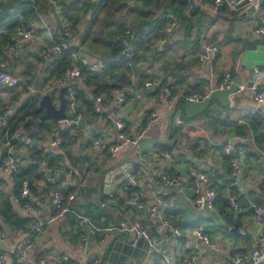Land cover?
<instances>
[{"label": "crops", "instance_id": "0c3cea01", "mask_svg": "<svg viewBox=\"0 0 264 264\" xmlns=\"http://www.w3.org/2000/svg\"><path fill=\"white\" fill-rule=\"evenodd\" d=\"M84 1L98 0H80L77 5ZM184 1L180 15L174 12L177 22L169 36L165 38L162 33L160 38H155L158 31L150 28L144 34V40L150 39V45L140 47L132 65L119 70L121 74L114 73L116 82L120 78L118 86L126 84L131 89L120 108L114 107L110 92H101L102 113L89 109L75 95L68 98L67 92L64 119L46 116L43 107L37 105L40 94L50 93L56 98L62 86L60 78L50 77L53 59L44 58L40 49L65 26L72 29V46L82 57L81 62L102 69L101 47L94 50L79 42L90 18V9L75 28L63 15L61 2L47 0L45 9L36 11L25 26L11 34V41L3 40L0 35V60L5 62L4 69L25 80V84H0V104L14 101L13 116L29 109L26 103L32 99L36 102L33 107L37 108L12 126L13 131L30 136L33 144L24 146L13 142L10 146L20 172L25 175L26 171H32L30 182L16 180L18 169L11 173L3 168L5 145L0 140V230L8 264H32L42 252L54 251L66 252L69 264H82L94 255L101 256V264H231L235 251L255 246V235L264 230V211L257 224L252 210L253 204L264 208L261 186L264 114L246 115L239 120L238 111L253 101L250 83L264 86V39L253 32V26L264 18V0L258 11L250 14L232 11L225 17L216 14L212 0ZM158 2L157 6L136 2L130 12L119 16L120 23L128 24L129 37L136 31V23H132L134 10H155V17L163 18L161 4L165 0ZM17 19L22 16L18 15ZM203 26H207L208 34L219 46L217 57L205 63L197 59L194 49ZM21 28L30 29L35 36L24 40ZM3 31L0 28V34ZM11 46L18 49L17 55L11 53ZM225 70L230 71L232 89L216 90L208 100L180 99L170 108L158 96L155 84L165 85L175 94L203 90L215 86ZM145 80L153 84L145 86ZM76 84L85 91V97L93 98L92 87L83 82ZM152 112L157 114L156 119L134 145L129 138L146 126ZM178 116L185 125H174ZM117 117L124 121L123 132L128 138L117 139L114 122ZM70 128L77 129L78 134L71 137ZM56 134L65 136L58 147L50 144ZM226 139L242 161V170L236 178L230 176L228 156L218 144ZM116 142L118 147L111 154L108 148ZM159 151L169 155L154 154ZM127 163L134 164L141 182L138 188L141 208L129 205L126 200ZM189 167H200L211 179L218 194L213 209L196 208ZM42 170L60 177L56 186L74 212L67 211L51 219L49 185L42 178ZM167 174L177 176L174 184L160 182V175ZM22 185L28 187L29 196L36 202L35 215L22 210ZM228 193L237 194L243 211L227 205ZM159 200L167 202L165 217L178 234L148 219L149 206ZM77 214L87 217V221L80 220ZM36 216L47 220L45 229L27 258L17 261L15 244L31 233ZM133 221L148 224L158 242V252L148 255L143 238L126 239L122 227ZM193 227L205 233L208 242L192 235Z\"/></svg>", "mask_w": 264, "mask_h": 264}, {"label": "built area", "instance_id": "2783aa9c", "mask_svg": "<svg viewBox=\"0 0 264 264\" xmlns=\"http://www.w3.org/2000/svg\"><path fill=\"white\" fill-rule=\"evenodd\" d=\"M263 0H212V6L219 17H225L230 15V12L234 11L237 14L245 13V10L252 6L254 11H258ZM253 11V12H254ZM163 19H165V24L163 26V36L166 38L173 31L177 17L173 10L166 9L163 11ZM207 26H203L195 43L194 49L197 59L201 63H205L217 57L219 54V46L216 42L212 40L210 35L207 32ZM253 32L257 35H260L264 39V18H260L253 26ZM20 35L24 40L32 38L34 33L27 28L20 29ZM72 29L70 26H65L62 30L56 32L49 40L48 43H44L41 46L40 53L44 58L47 59H57L61 58L63 54L70 50L72 47ZM11 53L13 55L18 54V49L14 46H11ZM134 53V49L125 46L124 49L120 52L122 58L127 60V64L132 65L131 57ZM77 54V53H73ZM76 59H82L81 56L75 55ZM5 62L0 60V84L8 83L11 85L25 84V80L19 76L13 75L4 69L3 65ZM88 68L93 72H99L101 69L94 65L89 64ZM85 76L80 73L79 68L76 66V60L72 62L64 70L60 82L62 85L67 86V97L73 98L74 89L73 85L78 82L85 83ZM145 86L153 84L150 80H145ZM158 96L163 99L168 107H174L178 100L183 99L185 101L198 102L203 100H208L214 91L216 90H231L232 88V77L229 70H225L215 86H209L203 90L191 89L190 91L175 94L165 85H158ZM251 96L252 103L243 106L239 112V120L241 117L246 115H261L264 114V86H259L257 83L252 82L248 86ZM131 87L129 85H123L113 88L110 91V94L114 98V107L120 108L127 100ZM31 91H34L31 90ZM101 95L98 94L92 99L93 111L96 113H102V108L99 104ZM15 102L7 101L0 104V140H2L4 147L3 157H2V166L5 170H8L11 173H15L18 169L17 160L14 155L11 153V144L13 142L21 143L24 146H31L33 144V139L17 131L10 132V119L14 115ZM157 114L152 112L150 117L147 120L146 126L140 129L134 136L129 138L130 142L136 145L141 137L144 136L146 127L156 119ZM116 130H117V139L128 138L125 136L123 130L125 127L124 121L117 117L114 119ZM175 126H183L184 121L178 116L174 121ZM78 134L77 129L70 128L69 135L74 137ZM63 142L61 135L56 134L51 140L50 144L53 146H59ZM118 142L109 146V151L111 154L117 149ZM218 144L221 145L223 153L228 156L229 163V173L230 176L236 178L242 170V161L240 158L235 155L233 148L231 147L230 140L226 139L220 141ZM154 154H161L163 156H168V152L159 151ZM42 178L49 185L48 189V198L51 205L52 216L51 219H55L67 211H73L67 203L65 196L56 186L59 181V176L48 173L45 170H42ZM191 178V190L193 195V202L197 209H213L215 199L217 197V191L212 185L211 179L200 167H189L187 170ZM125 180L128 188L127 202L129 205L135 208L142 207L141 195L138 190L141 182L135 174V166L133 163H127L125 172ZM177 176L174 175H160V182L165 185H172L176 181ZM261 186L264 192V170L261 174ZM21 197L23 198L22 210L28 212L32 215L36 213V202L33 198L29 196V189L27 186H22L20 191ZM113 191L109 192V195H112ZM69 199L72 198V195L68 196ZM226 202L230 208H234L239 212L243 211V208L240 207L238 203L237 194L228 193L226 195ZM168 204L166 201L159 200L156 203L152 204L148 208V219H154L161 226L168 228L169 230L178 234V230L175 229L170 221L165 217V210ZM253 210V219L255 223L260 224V217L264 208L261 205H252ZM77 217L82 221H87V217L77 214ZM46 219H43L39 216L35 217V220L31 227V233L21 239H19L15 244L14 256L17 261L25 260L34 246L36 239L43 233L45 229ZM122 230L127 234L126 239L128 241H133L136 238H143L146 244L147 254H152L159 251L158 242L156 238L151 235L148 224L146 222L133 221L122 227ZM190 233L202 239L205 242H208V236L203 233L199 228L193 227L190 229ZM245 231L242 230L241 234H244ZM4 235L0 230V264H8L7 255L4 250ZM255 246L247 250L235 251L232 256L231 264H261L264 260V230H259L255 235ZM213 246L212 243H210ZM69 255L66 252L54 251V252H42L37 256L32 264H69ZM101 256H91L82 264H101Z\"/></svg>", "mask_w": 264, "mask_h": 264}, {"label": "trees", "instance_id": "16d2710c", "mask_svg": "<svg viewBox=\"0 0 264 264\" xmlns=\"http://www.w3.org/2000/svg\"><path fill=\"white\" fill-rule=\"evenodd\" d=\"M57 1L61 2L63 15L70 21L72 27L75 28L79 27L81 20L90 9V18L80 36L79 42L81 44H86L94 50L101 47L104 63L99 72H93L88 68V65L82 63L80 59H76L75 55L77 54H73L76 53V49L72 46L61 58L53 59V68L50 77L55 79L61 78L66 67L76 60V66L79 68L80 73L86 78L85 85L92 87L91 94L93 98L101 92L109 93L113 88L118 87L120 78L118 82H116L114 73L117 71L119 73L124 67L129 66L127 60L120 55V52L126 45L129 47L132 46L134 49V53L131 57L133 63V60L137 58L138 49L142 46L147 47L151 43L150 39L148 41L144 40V34H146L150 28L153 29V31H158L155 38H160L163 33L165 19L160 16L156 18L155 10H142L143 8L134 10V20L132 23L133 25L136 23V31L130 37L128 36L129 30L126 28L128 24L120 23L119 19L122 13L130 12L136 2H141L143 5L149 3L151 6H157L159 3L158 0H98L92 3L84 1L80 2V6L77 5L80 0ZM184 6V0H165L164 4H161V8H163L162 11L171 9L178 15H180L181 8ZM46 7L47 0H0V28L4 29L0 35L3 40L7 41L18 27L25 26L27 20L32 15L35 16L36 11L45 9ZM18 15H21L22 19H17ZM130 28H132L131 25ZM10 39L9 41H11ZM128 43L130 45H128ZM73 89L77 100H80L82 103L86 104L89 109L92 108L93 110V98H88V96L85 97V91H83L80 86L78 87V84L73 85ZM34 103L36 102L33 99L27 102L26 104H29L30 108L26 109L24 113L21 111V113L15 114V116L10 119V132L14 130L12 126H16L27 113L33 114L37 110V108L33 107ZM37 105L39 108H42L38 103ZM253 118L256 117L253 116ZM64 137L63 134V138ZM33 170H36L35 167ZM31 175L32 171H26L24 175V173L20 172V167H18L15 178L17 181L30 182Z\"/></svg>", "mask_w": 264, "mask_h": 264}, {"label": "water", "instance_id": "95a60500", "mask_svg": "<svg viewBox=\"0 0 264 264\" xmlns=\"http://www.w3.org/2000/svg\"><path fill=\"white\" fill-rule=\"evenodd\" d=\"M253 7L249 6L245 13L250 14L253 12ZM8 83H3L2 85H6ZM67 91V86L62 85L58 89V93L56 98L50 93L40 94L37 98V103L43 107L44 114L48 117H51L56 120L64 119L66 117V103L67 97L65 92ZM57 99V103L54 100Z\"/></svg>", "mask_w": 264, "mask_h": 264}, {"label": "bare ground", "instance_id": "6f19581e", "mask_svg": "<svg viewBox=\"0 0 264 264\" xmlns=\"http://www.w3.org/2000/svg\"><path fill=\"white\" fill-rule=\"evenodd\" d=\"M22 198V197H21Z\"/></svg>", "mask_w": 264, "mask_h": 264}, {"label": "rangeland", "instance_id": "374dc122", "mask_svg": "<svg viewBox=\"0 0 264 264\" xmlns=\"http://www.w3.org/2000/svg\"><path fill=\"white\" fill-rule=\"evenodd\" d=\"M198 37V36H197Z\"/></svg>", "mask_w": 264, "mask_h": 264}]
</instances>
